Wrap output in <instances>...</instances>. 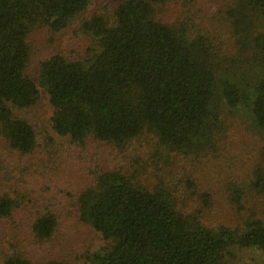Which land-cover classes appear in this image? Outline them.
<instances>
[{
  "label": "trees",
  "instance_id": "1",
  "mask_svg": "<svg viewBox=\"0 0 264 264\" xmlns=\"http://www.w3.org/2000/svg\"><path fill=\"white\" fill-rule=\"evenodd\" d=\"M202 4L0 0V142L7 151L23 160L40 147L35 126L15 115L34 107L40 97L26 73L29 34L40 28L57 33L77 24L92 45L75 57L55 54L39 69L38 84L52 108V130L68 137L81 154L100 143L130 155L141 137L152 139L146 140L151 157L173 158L182 172L173 183H148L122 171L92 169V181L74 203L79 221L106 243L87 257L90 264H219L231 245L256 247L264 255V222L247 219L234 229L206 225L203 212L213 196L199 190L193 169L185 173L217 153L227 132L221 110L234 109L239 100L236 86L220 77L234 59L204 32ZM92 7L94 13L83 17ZM260 9L264 0H232L226 12L239 54L253 44L264 54L263 34L249 31ZM249 107L252 125L264 134L263 83ZM244 188L263 193L264 178L258 173ZM230 196L242 208L243 189L232 187ZM31 197L15 188L11 193L1 189L0 225L27 228L30 240L41 248L55 235L59 218L48 199ZM0 251V264H32L17 246Z\"/></svg>",
  "mask_w": 264,
  "mask_h": 264
},
{
  "label": "rangeland",
  "instance_id": "2",
  "mask_svg": "<svg viewBox=\"0 0 264 264\" xmlns=\"http://www.w3.org/2000/svg\"><path fill=\"white\" fill-rule=\"evenodd\" d=\"M104 1L115 4V0ZM231 3L232 0H203L200 22L204 32L233 57L232 67H223L220 77L236 86L239 100L234 109L221 110L222 116L226 115L227 132L217 153L184 172L190 173L193 169L199 190L213 196L212 205L203 212V222L213 228L234 229L247 219L264 222V192L256 194L244 188L256 181L258 173L264 178V134L252 125L249 107L255 98L256 87L264 84V54L255 44L246 50L242 48L243 52L240 50L239 54V46L234 44L232 36L234 28L226 14ZM94 11L95 7L86 10L83 17ZM254 14L249 31L252 36L263 34L264 38V9ZM28 45L31 56L26 73L38 85L40 97L34 107L15 111V115L35 126L40 147L35 155L20 160L0 142V190L8 189L11 193L15 188L24 192L26 198L31 195L35 201L48 199L54 206L59 225L53 238L41 248L30 240L27 228L0 225V250L17 246L32 264L50 261L90 264L87 257L102 251L106 243L93 228L79 221L74 203L77 194L92 181V169L118 170L142 182L148 180V183L159 180L173 183L183 177L182 172L178 171L173 158L157 161L156 157H151L146 140L153 141L144 137L130 155L100 143H94L85 154L72 148L68 137L52 130V108L45 90L38 84V74L41 63L49 57L55 54L78 56L92 42L75 24L57 33L45 28L36 29L29 34ZM236 185L244 191L240 209L234 206L230 196V189ZM219 264H264V255L256 247L231 245L221 253Z\"/></svg>",
  "mask_w": 264,
  "mask_h": 264
}]
</instances>
